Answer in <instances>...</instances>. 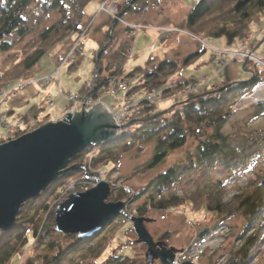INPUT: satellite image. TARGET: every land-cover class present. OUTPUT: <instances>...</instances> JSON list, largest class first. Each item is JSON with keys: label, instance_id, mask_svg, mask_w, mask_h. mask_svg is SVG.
<instances>
[{"label": "trees", "instance_id": "1", "mask_svg": "<svg viewBox=\"0 0 264 264\" xmlns=\"http://www.w3.org/2000/svg\"><path fill=\"white\" fill-rule=\"evenodd\" d=\"M93 1L105 0H0V89L8 90L20 82L33 80L42 59L57 47L60 50L56 53L55 62L62 68L61 64L71 48L92 30L86 27L88 16L84 11ZM121 5L123 8L119 15L124 17L128 12L133 15L141 13L147 4L144 0H123ZM259 19L264 20V0H199L181 28L199 40L224 39L232 47L250 41L253 37L252 25ZM126 31L132 33L130 29ZM119 35L113 38L107 32L103 37L105 40L98 43L94 59V85L82 93V99L90 98L96 102L98 95L117 84L122 85L125 91H130L131 80H137L136 88L144 89L147 93L164 94V101L186 86L193 87V94L187 95L184 102H177L181 104L172 109L171 114L163 115V111H154L155 107L147 106L142 100L139 105L144 108L136 120L137 124L121 133L116 141L89 148L74 157L70 167L88 160L89 154L96 151L88 169L71 172L60 182H55L38 200H32L22 208L10 231L0 232V264H17L15 261L18 257H25L23 264H59L76 256H80L78 264H149L146 246L136 237L130 240L125 234L121 237L119 234H122V230L119 228H123V223L130 218L144 219L154 212H169L172 217H180L185 222L184 217L172 214L179 208H185L190 216L202 219L188 224L201 228L200 234L195 237L199 239L205 237L204 232L217 230L220 225L240 217L245 229H257L247 236L242 232L237 234L242 242L233 253L232 261L236 259L237 264H248L254 256L264 255V235L258 232L259 229L264 231V223L258 222L259 215L264 211V176L256 177L255 181L239 188L231 197L227 196V187L234 177L249 174L255 162L264 158V135L254 136L246 128H240L237 134L224 132L228 120L242 107L235 101L250 98L264 85L262 69L253 70L256 67L252 65V74L244 82L234 83L225 90L222 87L227 84V80L219 86H213L214 81L210 87L207 85V90L202 86L198 88V82L185 79L176 86L166 87V79L179 70L180 64L169 59L158 62L151 58L144 66L125 74L124 66L132 53V42L126 39L119 42L118 39L116 43ZM78 45L73 54L74 60L65 63L71 69L83 58V44L81 42ZM204 52V46L197 44L192 54L184 58L183 64L193 65ZM250 69L247 63L244 72ZM173 87L178 91H173ZM36 88L41 90L42 86ZM10 96L15 97L16 94ZM44 103L50 104L49 100ZM249 115L250 124L264 118V102L250 105ZM22 120L26 123L31 120V124H35L30 133L44 126L42 107L29 109ZM141 120L146 121L139 122ZM28 133L22 130L9 141ZM190 139L197 142L192 150L188 148ZM150 146L154 151L153 157L133 176H144L164 164L167 168L151 181L150 187L135 191L118 175L120 163L128 153L135 151L141 156ZM180 151H183V156L168 166ZM110 165L112 175L117 176L114 179L105 178L113 183L107 203L127 204V216L117 217L118 222L113 223L116 219L113 220L103 230L83 240L89 242L85 246L76 236L57 233L54 217L57 206L66 197L92 188L90 182L83 178L84 175L95 176V170ZM202 167L211 172L218 168V171L223 170V174L213 184L209 182L180 196L177 190L182 181ZM63 187L67 189L61 190ZM145 196L142 204L135 208L130 205ZM177 234L168 231L159 241L172 242ZM27 245H32V252L26 253ZM183 264H197V258H191Z\"/></svg>", "mask_w": 264, "mask_h": 264}, {"label": "rangeland", "instance_id": "2", "mask_svg": "<svg viewBox=\"0 0 264 264\" xmlns=\"http://www.w3.org/2000/svg\"><path fill=\"white\" fill-rule=\"evenodd\" d=\"M122 1L123 0H105L103 2L93 1L85 8L84 12L88 16L86 27L91 21L89 19L91 16L95 19V22L89 29H92L90 33L86 36L83 35L84 37L81 36L83 37V58L80 59L79 63L73 69H71L69 64L64 65L62 68L57 65L55 57L56 53L60 50V48L57 47L52 49L46 57L42 59L39 71L33 80L22 83L20 82L11 86L8 90L0 89V140H2V142H10L9 140L14 139L17 136L16 134L20 133L22 130L29 131L30 133V130L34 128L35 124H31V120H28L26 123L22 119L26 112L32 108L42 107V120H44L43 123L46 125L50 122L59 123L64 121L67 114L75 116V113H80L83 110L90 111L95 105L102 104L103 107L112 114L116 124L120 128L129 124H131L129 128H132L137 124L138 121L136 120L142 115L141 112L144 106L141 104L139 105L142 100H144V103H146L147 106L155 107L154 111H163L161 113V115H163L171 114L172 109L178 104L184 102L187 95L193 94L194 91L192 90V86H186L180 91L173 87L175 89L173 91L178 92L164 101L162 100L164 94H155L156 92L147 93L144 89L136 88L137 85L135 81L137 80H131L129 81V87L131 86L130 91H125L122 85L117 84L116 87L110 88L102 95H98L99 99L96 102H93L90 98L82 99V93L89 90L88 88H91L94 85L93 79L95 78L96 67L94 63L95 51H97L99 46L96 44L97 41L95 35L101 29L96 26L103 20L106 21L105 25H107L104 29H108L107 32L110 37L114 38L116 34L120 33V37L116 39V43H118L119 40V42H121L125 39L132 42V53L130 59L124 66L125 74L129 73L136 67L144 66L151 58L158 62L164 61L166 58H175L177 53L175 50L179 49L180 51L181 49H184L183 54H186L191 49L193 50L197 44L203 46V42L206 43L209 51L206 52L205 50L203 56L191 66H185L183 61L178 58L180 62L179 70L166 79L164 86H176L178 82L185 79L189 82L196 81L198 82L196 84L198 88L202 86L207 90V85H212V82L215 81V85L213 86H219L222 84V81L227 80V84L222 87L225 90V88H231L234 83L244 82V80L252 74V71L257 68L263 69L264 73L263 19H259L258 22L252 25L253 37L249 39L250 43L247 42L238 46L229 47L224 39L209 41L202 39L199 40L181 28L191 9L196 5L195 3L197 0H165V2H161L163 5L160 6L159 4V7L153 13H157L165 19L174 18V22L171 20L168 22L173 24L174 27L160 26L157 23L150 24L147 22V20H149V18L147 19V15L143 16L134 14L136 17L135 19H127L125 16L120 17L119 14H121L120 12L123 8L121 5ZM144 1L147 4L144 9L146 12L151 7L156 6L159 2V0ZM104 4L105 6H102ZM128 29L132 30L131 34L126 31ZM166 34L179 35L182 39V44L181 42H177L179 43H176L177 46L175 44H165L162 36H165ZM104 40L105 39H101L100 41L103 42ZM73 49L74 47L71 48V50ZM75 51L76 49L73 51V54H75ZM254 60L256 63L260 62L262 64H256ZM247 63H249L251 69L246 73L244 72V66H246ZM55 74H59L56 82L48 86L47 90L43 89L45 79H51ZM37 86H42V88H40L41 90L37 88L34 89ZM10 94H16V96L11 97ZM48 94H50V96ZM45 99L49 100L50 109L45 108ZM236 102L237 105L240 103L242 107L238 108L237 112L228 120L224 127V132L226 134H237L240 128H246L247 131L254 136L264 135V118L251 124L249 123V106L258 102H264V86L260 87L250 98H240L237 99L235 103ZM39 128L40 127H38V129ZM126 130L119 129L118 138L121 133ZM196 144L197 142L194 139H190L188 145L189 150H192ZM95 152L96 151H93L89 154L87 157L88 160H83L82 163H79L82 165V168H76L73 172H80L81 170L88 169L87 167L90 165V160H92V156ZM153 153L152 146L148 147L141 156H138L137 152L133 151L128 153L120 163L118 175L124 180L127 186L135 191L150 187L149 184L151 181L167 168V165L164 164L158 167L155 171L145 174L144 176H133L136 171L145 166L151 160ZM182 156L183 151L178 152L177 156L170 160L168 166L173 165L177 158ZM217 169L211 172L208 168L202 167L195 171L192 175L182 181L181 186L177 190L180 192L179 195L183 196L185 193L193 192L197 187L208 184L209 182L210 184H213V182L223 174L221 173L223 170L218 171L220 169ZM111 170L112 166L110 165L99 171L95 170L93 175H95L98 180L105 178L114 179L117 174L112 175ZM85 176L86 175H84L83 178H85ZM258 176H264V158L258 159L255 162L254 169L249 174L234 177L232 183L227 187L228 198L234 195L239 188H243L247 186L249 182L255 181V178ZM64 177L66 176H63L58 182L63 180ZM67 187H63L61 190L64 191ZM145 198L146 196L130 205L135 208L136 205L142 204ZM126 207L127 204L123 208L124 212L127 210ZM172 214H179L184 217L186 223L180 217H172L169 212H154L151 214L149 213L145 218L144 226L147 227L154 241H159L162 235L168 231L178 232L177 236H175V240L172 242H168V240H162L159 242L167 250H174L178 255L183 254V256L178 258L177 262L179 264H183V262L188 261L191 258H197V264H237L236 259L232 261L233 253L242 242L237 234L242 232L247 236L250 232L253 233L255 228L257 229V227H254V230L249 228L245 229L243 220L240 217H236L227 224L220 225L217 230L212 229L210 232H204L205 237L199 239L198 237H195L200 234L201 228L195 225L192 226L191 224L188 226V224L192 223L191 221L193 220L196 223L200 222V220H202L201 218L196 219L197 217L190 216L185 208H179V211L177 210L176 213ZM118 220L119 219H116L113 223L116 221L118 222ZM258 222L261 224L264 223V211L259 215ZM123 225H125L123 228H119V230H122V234H119L121 237L124 236V234L127 236L128 240L136 237L133 230V223L131 221L127 220ZM211 227L212 225H210L209 228ZM258 232H261L264 235V231L262 232V230L259 229ZM192 233H194V235ZM88 243L87 240L85 242L83 241V246ZM146 248L148 251L147 246ZM31 249L32 245H27L25 247L26 253L32 252ZM254 257L248 264H264V255ZM18 258L15 262L17 264L18 262L23 264L25 257ZM79 262L80 256H78V258L76 256L70 260H64L59 264H78ZM159 263L160 262L158 261L154 262V264Z\"/></svg>", "mask_w": 264, "mask_h": 264}, {"label": "water", "instance_id": "3", "mask_svg": "<svg viewBox=\"0 0 264 264\" xmlns=\"http://www.w3.org/2000/svg\"><path fill=\"white\" fill-rule=\"evenodd\" d=\"M130 125L120 128L112 114L98 104L90 111L67 114L64 121L47 123L14 141L0 143V232L15 226L27 203L38 200L63 176L82 168L80 164L69 168L71 159L93 146L115 141L119 129L126 130ZM111 194L109 184L100 183L86 193L67 197L55 210L56 232L77 235V240H82L103 230L125 206L122 202L107 203ZM131 220L139 242L148 247V263L159 260L174 264L176 251L156 243L144 219Z\"/></svg>", "mask_w": 264, "mask_h": 264}, {"label": "crops", "instance_id": "4", "mask_svg": "<svg viewBox=\"0 0 264 264\" xmlns=\"http://www.w3.org/2000/svg\"><path fill=\"white\" fill-rule=\"evenodd\" d=\"M199 0L196 1V3L198 2ZM161 2H165V0H159L158 4L154 7H151L149 10H147L146 14L147 15V19L149 18V20H147V22H149L150 24H159L160 26H171V27H174L173 24H170L168 23L169 20H171L172 22H174V18H169V19H165L164 17L162 18L159 14L157 13H153L158 7H159V4L160 6L163 5ZM195 3V4H196ZM96 14V12H95ZM94 14V15H95ZM91 16V15H90ZM92 17V16H91ZM90 17V18H91ZM125 18L127 19H135L136 17L131 13V12H128L126 15H125ZM167 18V17H166ZM105 20L101 21L96 27H100L101 29L99 30V32H97V34L95 35V39L97 41L96 44H98L99 42H101L100 40L103 39V37L106 36L107 34V31L108 29H104L105 27H107V25H105ZM162 39L165 41V44H172V45H176L179 44L181 42L182 44V39L180 38L179 35H168L166 34L165 36H162ZM176 41V42H174ZM173 42V43H172ZM179 42V43H177ZM177 43V44H176ZM189 43V42H188ZM193 43V42H192ZM196 48V47H195ZM189 49V48H188ZM179 51V49H177ZM175 50L177 53H176V57L175 58H166V59H169L170 61H176L177 63H180L179 62V59L180 58L182 61H184V58L187 57L189 54H192L191 52H193V50L191 49L190 51H188L186 54H183L184 53V49H181L179 52ZM181 56V57H180ZM206 63V62H205ZM35 89V88H34ZM49 89V88H48ZM47 90V89H46ZM50 96V94H48ZM46 100V99H45ZM54 101V100H53ZM66 105V104H65ZM45 108L46 109H50V104H45Z\"/></svg>", "mask_w": 264, "mask_h": 264}, {"label": "built area", "instance_id": "5", "mask_svg": "<svg viewBox=\"0 0 264 264\" xmlns=\"http://www.w3.org/2000/svg\"><path fill=\"white\" fill-rule=\"evenodd\" d=\"M102 6H105V4L104 5H102ZM103 9V8H102ZM138 28V27H137ZM136 29V28H135ZM77 47H78V43L76 44V45H74V49L73 50H71V52L68 54V56L66 57V59L64 60V62L62 63V67L65 65V63H67V62H72L73 61V51L75 50V49H77ZM254 62L256 63V61L254 60ZM256 64H259V65H261L262 63H260V62H258V63H256ZM58 75L59 74H55L54 76H53V78H51V79H49V78H46L45 79V81H44V88H46V87H48L49 85H51L52 83H54V82H56V80H57V78H58ZM88 181H90V182H92V181H94V182H100V181H106V179H99L98 180V178H95L94 176H86L85 177ZM111 184L113 185V183L111 182Z\"/></svg>", "mask_w": 264, "mask_h": 264}, {"label": "bare ground", "instance_id": "6", "mask_svg": "<svg viewBox=\"0 0 264 264\" xmlns=\"http://www.w3.org/2000/svg\"><path fill=\"white\" fill-rule=\"evenodd\" d=\"M146 14V11L145 10H143L141 13H139V15H145ZM203 44H204V49L206 50V51H209V49H208V47H207V45H206V43H204L203 42ZM250 59V58H249ZM248 59V60H249ZM36 131V130H35ZM92 148V147H91ZM88 191H90V189H85L82 193H86V192H88ZM108 201V200H107ZM110 204H114V205H116L117 203H110ZM120 216H123V217H126L127 215H126V213L124 212V211H122L121 212V214H120ZM54 217H55V213H54ZM130 219H142V218H138V217H133V218H130ZM130 219H128L129 221H131L132 222V220H130ZM144 220H146L145 218H144ZM133 223V222H132ZM146 228V230L148 231V229H147V227H145ZM133 230H134V223H133ZM135 233V232H134ZM148 233L150 234V232L148 231ZM136 235V234H135ZM151 235V234H150ZM73 236H76V238H77V235H73ZM136 238L138 239V237L136 236ZM85 239H88V238H85ZM85 239H82V240H80V241H83V240H85ZM156 243H157V241H155ZM164 247V246H163ZM165 248V247H164ZM147 254H148V251H147ZM181 257V254H179L178 255V253H176V257H175V263L174 264H179L177 261H178V258H180ZM158 262H160L159 260H157ZM156 261V262H157ZM159 264H162L161 262L159 263Z\"/></svg>", "mask_w": 264, "mask_h": 264}]
</instances>
